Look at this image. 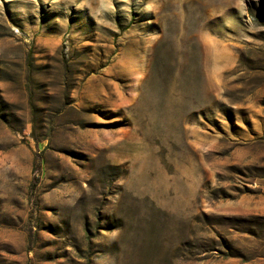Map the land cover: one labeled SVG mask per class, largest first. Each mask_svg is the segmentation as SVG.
<instances>
[{
    "label": "rangeland",
    "instance_id": "obj_1",
    "mask_svg": "<svg viewBox=\"0 0 264 264\" xmlns=\"http://www.w3.org/2000/svg\"><path fill=\"white\" fill-rule=\"evenodd\" d=\"M0 264H264V0H0Z\"/></svg>",
    "mask_w": 264,
    "mask_h": 264
}]
</instances>
